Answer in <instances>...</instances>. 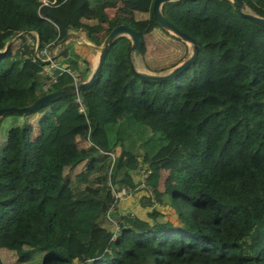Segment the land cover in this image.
I'll return each instance as SVG.
<instances>
[{
    "label": "trees",
    "instance_id": "obj_1",
    "mask_svg": "<svg viewBox=\"0 0 264 264\" xmlns=\"http://www.w3.org/2000/svg\"><path fill=\"white\" fill-rule=\"evenodd\" d=\"M44 1L0 0V50L10 40L0 52V107L68 90L34 109L41 114L32 138L24 120L6 130L0 247L13 248L15 259L0 264H25L35 249L44 251L41 264H264V25L230 0L166 1L163 15L196 41L194 60L167 79L143 78L119 35L90 86L77 91L79 110L74 78L84 79L90 62L71 38L58 40L74 30L99 44L117 23L137 31L140 50L143 37L130 8L107 15L116 0ZM243 2L264 16V0ZM88 9L93 23L81 20ZM35 43L56 47L62 67L46 90ZM77 137L89 144L79 147ZM162 159L180 180L159 189ZM79 161L65 176L63 167ZM141 164L145 176L133 180ZM122 183L142 190L145 212L113 206V230L102 218L110 187ZM165 203L174 221L157 207Z\"/></svg>",
    "mask_w": 264,
    "mask_h": 264
},
{
    "label": "rangeland",
    "instance_id": "obj_2",
    "mask_svg": "<svg viewBox=\"0 0 264 264\" xmlns=\"http://www.w3.org/2000/svg\"><path fill=\"white\" fill-rule=\"evenodd\" d=\"M151 2L152 0H116L114 5L106 7L105 11L107 15L111 17L113 14L120 13V9L122 7H128L132 10V16L134 18L135 24L140 29L143 37V45L141 47V50L138 53L134 52V50H130L129 52V59L133 65V68L136 70L138 69L139 71L151 73H164L170 70L177 63L185 59L190 54L192 45L190 42L185 41L179 36L175 35L173 32L162 28L154 20L151 19ZM102 32L103 31H101L100 34H102ZM78 34L79 37L76 40L71 39V41L73 46L89 59L90 66L88 72L86 73V78L95 65L98 50L93 49L92 47H90V45H88V43L84 42L90 41L81 36L83 35L82 32L78 31ZM11 40V48H14L16 45H18L19 40L15 35ZM40 114V112L31 111L24 114L11 112L0 115V148L4 144L6 130L8 129V127L17 122H21L23 120L28 122L32 128L31 138L35 136L38 133L37 120ZM76 143L79 147H85L89 144V141L86 139L78 138L76 140ZM82 165V161H79L74 166H64L63 173L65 176L72 178L74 174L82 168ZM144 172L145 165L141 164L140 166H138V169L132 173V179L141 180V174ZM179 180L180 174L170 168V160H159L158 188L162 189L164 185L168 183H177ZM132 190L133 188L126 189V193L117 200L118 204H116L118 206L116 205V207L118 211L126 210L128 212L143 215L145 209L140 207L137 201L138 195L142 192V190ZM157 207L161 211H163L165 217L173 219V221L175 220L174 212L171 206H169L167 203H165L164 205H158ZM102 222L104 224H107L108 227L110 224L112 228V222L108 223L110 221L106 215H104V217L102 218ZM6 248L10 250H8L10 254L15 255L13 248ZM43 256L44 251L35 249L31 257L25 262V264H41ZM4 259L3 261H6Z\"/></svg>",
    "mask_w": 264,
    "mask_h": 264
},
{
    "label": "water",
    "instance_id": "obj_3",
    "mask_svg": "<svg viewBox=\"0 0 264 264\" xmlns=\"http://www.w3.org/2000/svg\"><path fill=\"white\" fill-rule=\"evenodd\" d=\"M170 1V0H152L151 2V15L155 22L161 26L162 28L169 30L173 32L175 35L179 36L181 39L188 41L192 45V49L190 54L177 63L175 66H173L170 70L164 72V73H151V72H145V71H139L133 68V65L129 59V65L130 68L140 77L151 79V80H162V79H167L174 75L176 72L179 70L183 69L185 66H187L191 61L194 60L196 56V51H197V44L194 38L177 28L172 22H170L161 12V5L162 3ZM240 11L243 15L246 17L250 18L251 20L258 22L260 24L264 25V16L257 15L251 11L245 10V4L243 0H230ZM119 35H125L129 38L130 41V46L129 50H134V52L138 53L140 51V41L138 38V33L135 29L131 28L130 26L126 25L125 23H117L114 26L110 28V30L106 33V35L103 37L102 41L100 44H91L95 49L98 50L97 53V58L94 67L88 74L87 78L79 81L76 84L77 90H83L86 89L90 86L92 83L93 79L98 73V70L100 68V65L103 61L104 54L109 47L110 43L112 40L119 36ZM76 37L75 33L73 31H67L59 40L58 43L63 42L64 40L68 38H73ZM10 43V40H7L3 46V48L0 50H4ZM40 63H45L47 62V59H40L37 58ZM59 69L55 68L54 72H58ZM68 90L67 88L63 89H56L52 91H48L44 93L43 95L39 96L32 102L24 105H6L0 107V115L5 114V113H27L34 111V109L41 104H44L50 100H53L62 94L67 93Z\"/></svg>",
    "mask_w": 264,
    "mask_h": 264
},
{
    "label": "built area",
    "instance_id": "obj_4",
    "mask_svg": "<svg viewBox=\"0 0 264 264\" xmlns=\"http://www.w3.org/2000/svg\"><path fill=\"white\" fill-rule=\"evenodd\" d=\"M18 33L19 32H17L16 34H18ZM53 48H54V50H53ZM55 49H56V47L46 48L45 46L43 48L38 49L36 44L34 46V50H33L34 57L40 58V59H47V62L44 63L43 66H42V72L46 76L45 82L42 85V88L44 90H46L49 87L50 82L52 80H54V77L57 74V73L54 72L55 68H59V70L60 69L62 70V67L60 68V66L53 59V54L55 53ZM74 79H75L74 85H73V89L75 91L74 100L78 103V109L79 110H83V104L80 101L79 96L77 95L76 83L78 82V78H74ZM144 176H145V172L141 174V180H143ZM126 189H132V188H130L128 185L123 184V183L122 184H118V185H112L110 187V191L112 193L113 200L108 204V206H107V208L105 210V215L108 217L109 221L112 222V224L114 226L113 230L117 229V224L111 218V216L109 215V212L113 208V206H116L118 204L117 200L120 197H122L123 194L126 193ZM121 211H124V210H121Z\"/></svg>",
    "mask_w": 264,
    "mask_h": 264
},
{
    "label": "crops",
    "instance_id": "obj_5",
    "mask_svg": "<svg viewBox=\"0 0 264 264\" xmlns=\"http://www.w3.org/2000/svg\"><path fill=\"white\" fill-rule=\"evenodd\" d=\"M81 20L82 21H84V22H87V23H93V22H95V18H94V13H93V9H89V10H86L83 14H82V16H81ZM69 31H73L74 33H75V35H76V37H73V38H71V39H77L78 37H79V34H78V31H74V30H69ZM80 32H82V31H80ZM83 33V32H82ZM81 36H83V37H85L84 36V34L83 35H81ZM77 42V41H76ZM85 43H88V45H90V47H92L93 49H95L91 44H94V43H91V42H87V41H84ZM78 139V137L76 138V140ZM9 249H7L6 247H4V246H1L0 247V258H1V260L3 261V259L4 260H6V261H3L4 263H11V262H13L14 261V259H15V255H12V254H10L9 253V251H8ZM8 259H10V260H8Z\"/></svg>",
    "mask_w": 264,
    "mask_h": 264
},
{
    "label": "clouds",
    "instance_id": "obj_6",
    "mask_svg": "<svg viewBox=\"0 0 264 264\" xmlns=\"http://www.w3.org/2000/svg\"><path fill=\"white\" fill-rule=\"evenodd\" d=\"M35 44H36V43H35ZM36 46H37V45H36ZM45 63H46V62H45ZM58 69H59V68H58ZM58 72H59V71H58ZM58 72H55V73H58ZM87 76H88V75H87ZM86 78H87V77H86ZM86 78H85V79H86ZM82 80H83V79H82ZM82 80H79V81H82ZM79 81H78V82H79ZM78 82H77V83H78ZM77 83H76V84H77ZM73 85H74V84H73ZM77 91H78V90H77Z\"/></svg>",
    "mask_w": 264,
    "mask_h": 264
},
{
    "label": "bare ground",
    "instance_id": "obj_7",
    "mask_svg": "<svg viewBox=\"0 0 264 264\" xmlns=\"http://www.w3.org/2000/svg\"><path fill=\"white\" fill-rule=\"evenodd\" d=\"M140 68V67H139ZM138 70V69H137Z\"/></svg>",
    "mask_w": 264,
    "mask_h": 264
}]
</instances>
